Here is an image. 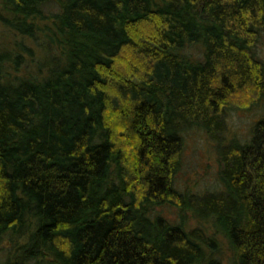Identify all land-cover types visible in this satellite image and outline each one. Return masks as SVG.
Instances as JSON below:
<instances>
[{"label":"trees","instance_id":"16d2710c","mask_svg":"<svg viewBox=\"0 0 264 264\" xmlns=\"http://www.w3.org/2000/svg\"><path fill=\"white\" fill-rule=\"evenodd\" d=\"M256 102L264 0H0V264H264V110L221 142ZM193 127L214 191L174 184Z\"/></svg>","mask_w":264,"mask_h":264},{"label":"rangeland","instance_id":"374dc122","mask_svg":"<svg viewBox=\"0 0 264 264\" xmlns=\"http://www.w3.org/2000/svg\"><path fill=\"white\" fill-rule=\"evenodd\" d=\"M189 50L196 53L198 47L191 46ZM263 110V102H256L246 108L227 110L224 114L225 130L221 134V142L228 139L248 141L251 128ZM216 148L215 141L200 128L193 127L186 130L181 152V165L174 175L175 186L181 190L197 193L210 192L218 188L219 163ZM161 212L171 219L177 217V208L172 205L163 206ZM191 222L194 223L192 220ZM224 254H227L226 249Z\"/></svg>","mask_w":264,"mask_h":264}]
</instances>
